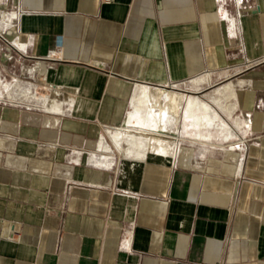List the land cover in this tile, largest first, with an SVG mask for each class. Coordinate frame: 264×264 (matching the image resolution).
Segmentation results:
<instances>
[{
    "label": "crops",
    "instance_id": "1",
    "mask_svg": "<svg viewBox=\"0 0 264 264\" xmlns=\"http://www.w3.org/2000/svg\"><path fill=\"white\" fill-rule=\"evenodd\" d=\"M207 76L239 148L184 126L175 153L123 157L141 87L161 104ZM0 79L39 95L0 85L39 102L0 103V264H264V0H0Z\"/></svg>",
    "mask_w": 264,
    "mask_h": 264
},
{
    "label": "bare ground",
    "instance_id": "2",
    "mask_svg": "<svg viewBox=\"0 0 264 264\" xmlns=\"http://www.w3.org/2000/svg\"><path fill=\"white\" fill-rule=\"evenodd\" d=\"M143 87H141L137 93L138 95L136 96V103L133 105L134 111L132 113L130 112L128 120L126 119L127 123L131 125L130 127H133V125H138L141 131L138 132V136H134L126 134V132H132V130H128L127 128L119 129L118 133H115L113 136L115 146L120 152L122 148H124L125 143V146L133 148L132 151L128 149L127 153L129 155H135L138 157L144 155L142 148H151L157 153H175L176 150L173 149L170 143L161 142L153 138L145 140L142 137V134H144L145 131H149L152 134H160L163 130H165L166 126L172 125L173 119L178 118V113L183 105L182 103L184 95L179 93H168L166 95L167 102L162 105L159 103V99L161 97L160 92L157 94H146L145 92L140 93L142 90H144ZM214 95H216L217 98H212L211 103L218 106L222 111L230 115L232 106L229 101L234 97L232 85L229 83L223 84L214 90ZM140 97H142L144 101L140 99ZM221 97L224 100L222 102L220 100ZM184 106L185 118L189 116L191 117V115L195 114L196 111H199L202 114L200 117H193V120H195L200 127V132L197 133L195 137L196 140L201 142H209L213 136L212 131H221V133L224 135L221 136L224 137V140L226 139V141L232 138V129L226 122L220 119L219 114L211 107L210 104L197 98H189L185 101ZM142 109H145V114L141 113ZM216 122L220 123V126H218ZM234 125L236 128H242V125L239 122H234ZM228 135L230 136L227 138Z\"/></svg>",
    "mask_w": 264,
    "mask_h": 264
},
{
    "label": "rangeland",
    "instance_id": "3",
    "mask_svg": "<svg viewBox=\"0 0 264 264\" xmlns=\"http://www.w3.org/2000/svg\"><path fill=\"white\" fill-rule=\"evenodd\" d=\"M228 81L229 80H226V79H223V78L200 77V78H196V79L190 80L189 82H186L184 85L176 86L175 89L171 90L169 93H179V94L184 95L183 103H182L183 105H182V108L180 109V111L178 113V118L177 119H173V124L169 125V126H166L165 130H163L160 134H152L149 131H145L146 135L142 134V137L145 140H147L149 138L157 139V140H159L161 142L170 143L171 146H172L173 140L171 139V137L179 138L178 128H180V127L184 128V126H186V128L188 129L187 133L190 134V140H191V142H194L193 144H195L196 146H198V147H201L202 145H205V146L207 145V146H211V147L224 146V144H226L228 141H226V139L224 140V137H222L224 135L221 133V131H218V132L217 131H215V132L212 131L214 137L212 136V138L210 139L211 141L209 140V142L208 141L207 142L206 141L201 142V141H198V140L195 139L197 133L200 132V127H199L198 123L195 120H193V117H200L202 114H201V112L196 111L195 114L191 115V117L189 116V117L185 118V116H184L185 115V106L184 105H185V101L187 99H189V98H191V99L197 98L199 100H202V101L210 104L209 102H212L211 101L212 98H217L216 95H214V90L216 88L222 86L223 84H225ZM154 93L157 94L159 92L155 91ZM220 100H221V102L224 101L222 97H221ZM165 102H167V97H165V99L163 101H161V104L165 103ZM210 105H211V107L214 110L218 111L220 119L223 120L224 122H226L229 125V127L232 129V132H233L232 133V138L233 139H231L230 141L234 142L235 137L237 136V133L241 132V129L236 128L235 125H234V122L218 106L213 105V104H210ZM217 107L222 112H220ZM133 111H134V107H133L131 113ZM141 113L145 114V109H142ZM127 120L123 124V128L122 129L127 128L128 130H132V132H126L127 135L138 136L139 135L138 132L141 131L139 129V126L138 125H133V127H130L131 125H129L127 123ZM217 125L220 126V123H217ZM147 132H149V133H147ZM114 135H115V133H112L110 135V140L113 141V136ZM229 136L230 135H228L227 138ZM116 149H117V147H116Z\"/></svg>",
    "mask_w": 264,
    "mask_h": 264
},
{
    "label": "built area",
    "instance_id": "4",
    "mask_svg": "<svg viewBox=\"0 0 264 264\" xmlns=\"http://www.w3.org/2000/svg\"><path fill=\"white\" fill-rule=\"evenodd\" d=\"M12 18H16V14L15 13H11L9 16H5L4 20H6L7 23L10 22V20ZM227 30H228V34L232 37H236L237 34H238V30H237V27L235 25L234 22H230L228 24V27H227ZM54 53H50L48 55V58H51V59H54ZM41 72H39L37 66L33 67V73H32V79H38L40 76H41ZM190 80H187V81H183V82H180L178 84H174V85H171L172 88H175L176 86L178 85H184L186 82H189ZM5 83H9L11 85L13 84H20V86L22 87H25V88H28L29 89V92H32L34 96H39L38 93H37V89L35 87V85L32 83V82H22V81H12V82H4L3 79H0V85L1 86H4ZM4 95H6L5 91L3 92V95L1 94L0 92V103L2 104H10V105H28V104H38L39 102H36V100H30V101H26L25 99H23V96H17V97H14V98H8L7 96L4 97ZM66 110H69V107L65 108ZM119 130H114L113 133H118ZM243 144V140H238L234 143H231L229 144V148H234V147H237L239 148L241 145ZM126 149H130L131 151L133 150V148H129L126 146ZM127 150L125 152V154H123V157L124 158H140V159H145L146 158V152L144 151V155L141 156V157H133L132 155H129L127 153ZM117 155H118V152H117ZM105 159H103L102 161L107 163L108 167H112L115 163V160H117L118 158L115 156V158L110 155H106V157H103ZM117 158V159H116ZM125 194L127 195H132L130 192L128 191H124Z\"/></svg>",
    "mask_w": 264,
    "mask_h": 264
}]
</instances>
